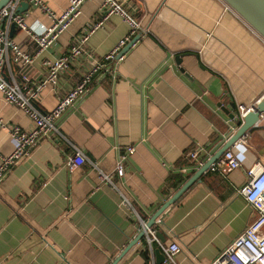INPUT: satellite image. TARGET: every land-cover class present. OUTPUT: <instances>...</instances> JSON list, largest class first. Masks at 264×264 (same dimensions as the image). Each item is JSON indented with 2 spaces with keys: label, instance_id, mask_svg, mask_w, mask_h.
Here are the masks:
<instances>
[{
  "label": "crops",
  "instance_id": "1",
  "mask_svg": "<svg viewBox=\"0 0 264 264\" xmlns=\"http://www.w3.org/2000/svg\"><path fill=\"white\" fill-rule=\"evenodd\" d=\"M41 1L56 14L69 4ZM118 1L147 32L122 54L116 79L101 73L59 120L60 134L42 137L0 181V264H111L141 230L140 219L149 220L199 169L189 153L200 145V157L211 156L236 129L229 114L237 107L230 104L252 105L264 96V38L223 0ZM98 2L85 0L78 16L41 52L24 31L9 35L34 59L21 66L8 50L3 76L18 83L23 76L32 84L42 81L44 62L68 52L77 35L101 20ZM26 12L28 25L49 23L39 7L29 5ZM127 31L119 16L105 19L89 35L84 52L42 89L37 106L44 112L54 108L91 58L105 55ZM0 116L10 125L31 126L1 92ZM242 138L245 143L230 147L242 166L224 175L205 171L153 224L165 243L180 245L176 264H211L253 219L236 190L247 179L246 166L264 167V114ZM128 145L135 151L124 161L122 181L115 175L112 181L139 218L128 214L118 191L101 180V173H114ZM74 147L87 160L73 167L67 158ZM10 150L9 131L0 129V154ZM157 248L144 235L115 264H156Z\"/></svg>",
  "mask_w": 264,
  "mask_h": 264
},
{
  "label": "built area",
  "instance_id": "2",
  "mask_svg": "<svg viewBox=\"0 0 264 264\" xmlns=\"http://www.w3.org/2000/svg\"><path fill=\"white\" fill-rule=\"evenodd\" d=\"M21 1L23 0H10L4 7L0 8V92L5 102L15 105L25 113L31 121V126L24 128L19 125H10L0 116V129H7L11 139V150L9 153L6 155L0 154V181L11 166L30 155L32 149L42 137L48 136L51 132L60 134L59 120L69 109L77 106L88 94L94 82L99 80L101 73H106L112 79H116L118 65L123 57L122 55L118 56L119 52L137 34L141 35L147 32V29L142 26L140 19L127 10L120 1L98 0L102 15L101 20L96 25L77 35L68 52L53 60L44 62L47 74L42 81L32 84L27 77L23 76V82L18 83L14 79H6L2 74V67L8 56V50L12 51L13 60L21 66L32 64L34 57L23 52L21 47L9 38L11 24L34 37L38 44V52H41L47 49L78 16L80 6L85 0H68V7L60 14L54 13L41 0H24L31 6L39 7L47 13L49 23L37 26L35 24L28 25L26 23L27 12L17 10ZM111 15L119 16L127 24L128 31L126 34L105 55L92 57L80 81L59 99L54 108L48 112L42 111L37 106V100L42 89L47 85L56 83L60 72L84 52V46L89 35ZM253 105L238 104L237 115L239 118L242 119L247 112L252 110ZM239 140L242 143L246 142L245 138L242 137ZM198 146L197 150L189 153V156L197 162L198 167H201L205 160L210 157V154L201 158V146ZM74 148V154L67 158V164L73 167L79 166L87 160L80 149ZM134 151L135 147L128 145L124 152L118 155L114 173L109 175L101 173V180L110 183L118 191L120 206L128 214H135L139 218L129 197L112 181L113 175L118 177L120 182L122 181L124 161ZM92 164L95 166L94 163ZM242 164L243 162L235 151L232 148H228L209 165L207 170L224 175L226 171L237 169ZM246 174V181L236 191L243 196L251 208L254 214L253 219L211 264H264V167L260 163L255 162L246 166ZM156 220L160 221L158 218ZM140 229L144 230L149 244L152 241L158 244L160 251L165 256V262L176 264L174 257L181 249L178 243L175 241L162 242L157 236L156 229L152 226L148 227L146 221L142 219H140Z\"/></svg>",
  "mask_w": 264,
  "mask_h": 264
},
{
  "label": "water",
  "instance_id": "3",
  "mask_svg": "<svg viewBox=\"0 0 264 264\" xmlns=\"http://www.w3.org/2000/svg\"><path fill=\"white\" fill-rule=\"evenodd\" d=\"M10 0H0V8L4 7ZM228 6H230L240 17H242L259 35L264 38V0H223ZM27 1H21L18 11H26L29 7ZM17 31L14 24H11L9 35L12 36L13 33ZM140 37L137 34L133 37L127 45L121 49L118 56H121L128 48H130ZM229 96V94H227ZM231 99V98H230ZM231 108L234 110L237 106L234 102L230 104ZM264 114V96H262L253 106L252 110L246 113V115L240 119L237 113H230L229 118L232 123L236 126L233 131L230 130V135L224 141V143L219 147L205 162L191 175L178 189L172 194L146 221L148 227L153 226L155 220L161 215V213L171 205L175 200H177L187 188L196 181L202 173L207 171L209 165L214 162L218 157H220L223 152L230 148L235 142H237L241 137H243L251 128L256 126L261 115ZM145 235L144 230H140L138 234L131 239L127 245L123 248L120 255L111 263L115 264L141 237ZM157 236L160 237L161 241L164 242L163 234L157 231ZM147 254V250L144 252ZM156 264H161L165 261L164 254L159 248L155 249Z\"/></svg>",
  "mask_w": 264,
  "mask_h": 264
}]
</instances>
